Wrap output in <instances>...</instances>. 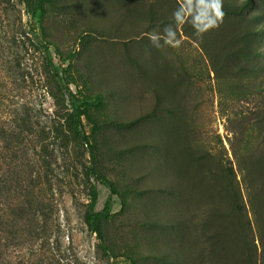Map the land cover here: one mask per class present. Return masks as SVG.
<instances>
[{"label": "rangeland", "instance_id": "obj_1", "mask_svg": "<svg viewBox=\"0 0 264 264\" xmlns=\"http://www.w3.org/2000/svg\"><path fill=\"white\" fill-rule=\"evenodd\" d=\"M221 5L52 0L36 27L75 55L70 90L103 96L84 126L118 188L102 229L119 264H264V0ZM34 28L0 0V264H114L85 223L90 147Z\"/></svg>", "mask_w": 264, "mask_h": 264}, {"label": "trees", "instance_id": "obj_2", "mask_svg": "<svg viewBox=\"0 0 264 264\" xmlns=\"http://www.w3.org/2000/svg\"><path fill=\"white\" fill-rule=\"evenodd\" d=\"M22 3L28 6L29 14L32 16L35 21V30L33 31L35 36V42L38 49L44 54L45 61L50 67L55 77L58 79L61 90L67 95L71 114L69 116L70 125L74 130V133L78 140H80L84 145L90 147V166L88 168V174L94 180V184L91 187L90 191V204L88 212L85 217V223L89 231L97 236L99 241V247L103 254L114 260V264L118 263V257L113 256L109 246L107 245L105 235L102 229V223L109 220L114 205V197L119 194L118 188L114 182L108 180L106 177L100 175L96 168V156L94 154L93 148L90 144V138L86 134L84 120L91 121V110L94 108H100L103 104V96L99 95L95 98L86 96L81 90L73 92L70 90L69 84L66 83V80L62 73L66 75L67 79L71 80V83L74 84V78L71 74V61L75 58L74 54L69 55L68 57H63L61 51L58 47H53L54 45L48 41L41 40L36 32V27H42L45 17L47 15V5L52 2V0H20ZM34 5V7H33ZM52 49L56 56L59 58V64H67V66L60 67L55 63L54 56L52 54ZM98 183L104 185L110 190V196L106 201L104 209L102 211L97 210L99 202V189ZM129 264H135L134 261L130 258H127Z\"/></svg>", "mask_w": 264, "mask_h": 264}, {"label": "clouds", "instance_id": "obj_3", "mask_svg": "<svg viewBox=\"0 0 264 264\" xmlns=\"http://www.w3.org/2000/svg\"><path fill=\"white\" fill-rule=\"evenodd\" d=\"M214 6L216 8V18L222 19L224 14L222 11H220V8L222 7L221 0H214ZM207 26L208 27L217 26L216 19L211 20Z\"/></svg>", "mask_w": 264, "mask_h": 264}]
</instances>
